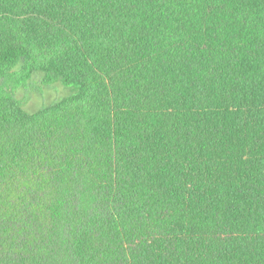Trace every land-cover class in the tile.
I'll use <instances>...</instances> for the list:
<instances>
[{
  "label": "trees",
  "instance_id": "trees-1",
  "mask_svg": "<svg viewBox=\"0 0 264 264\" xmlns=\"http://www.w3.org/2000/svg\"><path fill=\"white\" fill-rule=\"evenodd\" d=\"M0 264H264V0H0Z\"/></svg>",
  "mask_w": 264,
  "mask_h": 264
},
{
  "label": "rangeland",
  "instance_id": "rangeland-1",
  "mask_svg": "<svg viewBox=\"0 0 264 264\" xmlns=\"http://www.w3.org/2000/svg\"><path fill=\"white\" fill-rule=\"evenodd\" d=\"M34 81L29 82L30 86ZM22 92V94H17ZM75 92L74 85H63L60 81L52 84L38 83L27 88H21L15 98L24 104L27 112H34L38 109L51 105L54 101L66 98Z\"/></svg>",
  "mask_w": 264,
  "mask_h": 264
}]
</instances>
